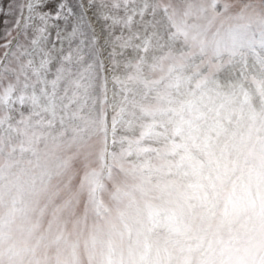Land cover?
I'll return each mask as SVG.
<instances>
[{
  "label": "snow or ice",
  "instance_id": "6c2138e0",
  "mask_svg": "<svg viewBox=\"0 0 264 264\" xmlns=\"http://www.w3.org/2000/svg\"><path fill=\"white\" fill-rule=\"evenodd\" d=\"M0 23V264H264V0Z\"/></svg>",
  "mask_w": 264,
  "mask_h": 264
},
{
  "label": "rangeland",
  "instance_id": "374dc122",
  "mask_svg": "<svg viewBox=\"0 0 264 264\" xmlns=\"http://www.w3.org/2000/svg\"><path fill=\"white\" fill-rule=\"evenodd\" d=\"M3 28V24L2 23H0V29H2Z\"/></svg>",
  "mask_w": 264,
  "mask_h": 264
}]
</instances>
